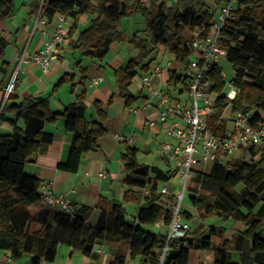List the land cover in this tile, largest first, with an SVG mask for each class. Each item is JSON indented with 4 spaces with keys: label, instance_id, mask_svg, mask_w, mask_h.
I'll return each instance as SVG.
<instances>
[{
    "label": "trees",
    "instance_id": "trees-1",
    "mask_svg": "<svg viewBox=\"0 0 264 264\" xmlns=\"http://www.w3.org/2000/svg\"><path fill=\"white\" fill-rule=\"evenodd\" d=\"M213 1L212 5L205 0H42L40 16L52 19L61 14L72 19V26L67 30L70 46L80 50L82 56L101 60L112 43L125 40L119 27L122 19L140 12L146 21L147 37L130 40L138 51V58L115 72L119 92L130 106L138 98L130 91L132 80L139 71L149 67V62L143 63V60L162 46L179 62H185L191 56L192 48L184 32L202 27L205 35L212 31L215 11L223 0ZM15 3L16 0H0V20L12 17ZM84 14L91 20L89 26L81 29L79 20ZM220 44L227 49L226 59L235 70L232 81L240 87L232 110L264 109V0H242L222 31ZM7 45L8 41L0 38V73L3 74L10 69L5 58ZM76 67L81 74L79 81H75L73 72L65 73L53 88L57 91L62 85L70 84L72 93L77 85L82 88L63 111L53 110L49 97L31 95L20 100L16 79L13 91L0 108V126L8 124L11 127L9 133L0 134V249L8 250L11 260L29 255L30 264H41L53 262L61 244L92 258L96 255V246L127 245L133 264H147L149 258L156 256L154 249L161 246L166 237L164 232L155 231L152 226L159 222L168 225L172 219L170 208L162 204L165 194L159 187L169 183L177 170L139 163L136 148L127 146L123 153V182L128 186L150 188V194L139 206L136 216L130 217L125 205L115 201L110 211H102L90 232L87 220L92 208L89 206H81L74 213L49 208L34 213L30 210L31 205L40 202L41 182L25 172V164L33 155L45 152L53 142V133L46 131V124L62 119L66 129L73 134L68 160L58 165L72 173L78 171L86 152L98 149V138L105 133L102 123L88 114L86 69L80 60ZM221 72L219 64H215L211 78L215 83L214 91L219 95L215 102L216 113L211 118L213 127L227 106L226 96L222 94L226 85ZM174 78L175 81L180 79L173 73L171 79ZM95 108L103 116L100 102H95ZM225 127L226 122H222L219 132ZM262 163L264 147L257 161L235 158L223 162L216 159L208 174L198 172L201 176L196 178L198 183L207 181L213 189L205 195L192 196L194 205L205 215L231 217L242 223L236 242L240 246L250 240V248L242 260L232 259L234 246L232 240L225 237L227 227L199 223L183 239L187 246H181L171 254V264H187L192 249L213 250L214 264H264ZM184 215L187 219L192 217L186 211ZM137 258H140L138 263ZM110 264H127V258L117 256Z\"/></svg>",
    "mask_w": 264,
    "mask_h": 264
},
{
    "label": "crops",
    "instance_id": "crops-1",
    "mask_svg": "<svg viewBox=\"0 0 264 264\" xmlns=\"http://www.w3.org/2000/svg\"><path fill=\"white\" fill-rule=\"evenodd\" d=\"M42 0H16L15 9L11 18L0 20V38L8 41L5 51V58L10 63V69L6 73H0V108L4 104V90L9 84L12 76L16 72L17 95L20 100L31 96L41 95L49 97L51 107L55 111L63 109L73 102L75 95L82 88L77 85L75 92H71V85L64 84L57 91H54V85L58 79L65 73H74L75 81H79L81 74L76 67L77 61H81V66L86 69L87 75V105L88 114L91 118L102 123L105 133L98 138V149L89 150L83 157L77 172H67L59 168V163L66 162L69 157L70 147L73 140V134L66 129L65 121L62 119L56 122L47 123L46 131L53 133V142L47 150L33 155L25 164V172L40 180V182L52 181L53 188L57 193H65L66 197L76 205L89 206L92 213L87 220L90 232L95 228L103 210L110 211L115 201H119L130 210L129 216H136L137 210L144 203L150 194L149 187H133L123 182L124 164L123 153L127 146L136 148L137 159L141 164L155 166L159 169L167 170L173 168L171 160L164 153L162 142L166 136L161 127H151L146 123L148 118H155L159 110L154 106H147L146 100L149 94L142 87V77L151 76V82L155 88H162L168 94L175 98L183 96L182 80L175 81L171 79V74L180 77L184 67V62H179L171 53L172 59L167 61L172 63V68H165L162 73H154L153 68L156 64L149 62L148 70L139 71V74L133 78L131 93L138 98L130 105H127V99L120 94L119 85L115 72L125 67L130 60L138 58V51L130 42L132 38L140 39L147 37L144 32L129 34L124 32L125 40L114 42L110 45L107 55L101 59H91L82 56L80 50H74L69 44V32L66 41L62 47L59 60L51 65L47 70L41 69L38 65L29 60L30 56L37 52L44 44L55 27V18L48 19L40 16V6ZM46 18L47 22H41ZM91 17L87 14L81 16L80 28H86L90 24ZM72 19L69 18V28L72 26ZM78 32L74 36L76 38ZM161 52L164 54L167 50L161 46ZM145 62V63H148ZM159 64V63H158ZM160 64H163L160 62ZM163 65H166L163 64ZM136 81V82H135ZM102 104L103 116H100L95 108V102ZM23 125V121L20 123ZM11 127L8 124L0 126V134L9 133ZM123 136L121 140L118 136ZM175 141V138H171ZM264 139L253 150L241 148L233 158H241L246 161L260 160ZM247 153L248 158L243 154ZM215 159L199 161L195 164L193 171L208 174L216 159L223 162L233 160L227 155L216 153ZM176 164V162L174 161ZM264 168V163H262ZM177 170V166L174 168ZM102 170H107V177H99ZM178 177H173L169 185V193L162 199V204L169 208L170 204L176 201V188L180 182H176ZM196 181V179H195ZM163 184H160L159 191ZM192 191H197L192 188ZM40 192V189H39ZM174 198H170V196ZM199 195L197 194L196 197ZM196 207V206H195ZM54 208L48 207L42 202L31 205L30 210L34 213L40 209ZM187 211L191 214L192 228L199 223L205 226L216 225L225 226L228 231L226 238L232 240L233 250L232 259L241 261L243 255L250 248V240H245L240 246L236 242V234L242 228V223L234 221L231 217L223 219L219 216L214 218L211 215H205L202 212ZM202 213V214H201ZM193 221L195 222L193 224ZM155 231L166 232L167 225L159 222L152 226ZM164 229V230H162ZM105 253H99L100 246L95 247V257H88L78 249L66 245H59L58 254L53 262L43 261L41 264H110L117 256H124L129 260L128 246L120 245H102ZM192 251V250H191ZM190 251V254H191ZM198 264H203L205 257H208L212 264L215 262V253L213 250H197ZM30 256L26 255L20 259L11 260L8 250L0 249V264H30ZM191 263V255H189ZM197 264V263H196Z\"/></svg>",
    "mask_w": 264,
    "mask_h": 264
},
{
    "label": "built area",
    "instance_id": "built-area-1",
    "mask_svg": "<svg viewBox=\"0 0 264 264\" xmlns=\"http://www.w3.org/2000/svg\"><path fill=\"white\" fill-rule=\"evenodd\" d=\"M242 0H223L217 7L212 20V31L205 35L204 27L189 30V40L192 48L191 56L184 62L180 75L182 80L183 96L175 98L162 88H155L151 82V76L142 77V87L149 94L146 100L147 106H154L159 110L155 118H148L146 123L151 127H161L166 136L162 142V148L167 157L176 162L178 178L183 182L185 189L191 177L195 164L199 161L215 159L216 153L229 156L241 148H249L259 144L264 139V109L254 107L247 110L231 112L229 117L224 111L218 115L216 125L213 127L211 118L216 113L215 100H212L215 83L211 78L213 66L218 65L221 58H226L227 49L221 46L222 31L228 20L233 17V12L238 8ZM55 27L43 46L33 53L29 60L41 69L47 70L59 60L62 47L67 38L69 18L57 14ZM42 23L47 19L42 18ZM165 68H172V63L166 65L156 64L154 73H162ZM222 76L225 73L221 72ZM16 78V76H15ZM225 82V81H224ZM229 89L225 94L227 105L232 104L240 92V87L234 82H225ZM14 82L7 85L5 93L7 97L13 91ZM222 122L226 127L219 132ZM119 139H125L118 136ZM171 138H175L172 141ZM198 157L195 158V155ZM107 170H102L99 177L106 178ZM40 202L48 207L65 213H74L77 209L65 193H57L52 181L40 183ZM184 189L178 195V202L170 204L172 212L171 222L167 225L165 241L161 251L154 258H149L147 264H171V254L181 246H187L183 239L192 229V223L184 215L181 201ZM160 192L169 193L167 185L161 187ZM105 253L103 246L97 250Z\"/></svg>",
    "mask_w": 264,
    "mask_h": 264
},
{
    "label": "rangeland",
    "instance_id": "rangeland-1",
    "mask_svg": "<svg viewBox=\"0 0 264 264\" xmlns=\"http://www.w3.org/2000/svg\"><path fill=\"white\" fill-rule=\"evenodd\" d=\"M207 3L209 4H214L213 0H205ZM146 21L143 17V15L140 12H135L133 14H130L126 17H124L120 23V29L124 32H127L129 34L132 33H137V32H141L143 35L144 32L146 33L145 29H146ZM184 35L189 37V30H185ZM161 49H156L153 52H151L148 57H146L143 60V63L148 62L151 60L152 64H158L160 62H162L163 64L167 63V61L172 59V55L171 52L169 50H167L164 54L160 51ZM219 68L221 69V71H223L225 73L224 76V81L226 83H229L230 81H232L234 79L235 76V70L232 66V64L226 59V58H221V61L219 63ZM136 82V81H135ZM132 88L133 90L136 89L135 86L132 84ZM228 88H224V90L222 91V94H226L228 92ZM218 93L214 91V93L212 94L211 99L215 100L218 97ZM225 116L229 117L231 112H232V104L227 105L224 109H223ZM239 152H235L233 154L229 155V158L232 159L235 155H237ZM244 157L248 158V154L244 153L243 154ZM198 157V154L195 155V158ZM234 159V158H233ZM247 160V159H245ZM173 168L176 167V164L172 163ZM198 177L197 172L193 171L191 174L190 179L187 182V186L184 189L183 186V182L180 181V179L177 177L176 178V182H180L179 186H177L176 188V201L178 202V195L181 194L183 192L184 189V195H183V199L181 201V208L184 211H193V212H197L196 207L193 203L192 200V196H196L197 194L199 196L201 195H205L207 193H209L210 190L213 189V187H209V183L207 181H204L203 183H198L197 181H195V179ZM173 185H169V188H172ZM192 188L196 189L197 191H192ZM130 212V210H128ZM199 212H202L200 209H198ZM202 214V213H201ZM214 218H218L216 215H211ZM195 222L193 221V224ZM158 231H161V229L157 228ZM164 230V229H162ZM126 246V245H125ZM197 250L200 249H192L191 251V263L190 261H188L187 264H198V253ZM155 254L158 255L161 251V247L158 246L154 249ZM136 263H138L140 261V258H137ZM128 264H133L131 262V260H128ZM203 264H212V261L208 258L205 257V260L203 261Z\"/></svg>",
    "mask_w": 264,
    "mask_h": 264
},
{
    "label": "water",
    "instance_id": "water-1",
    "mask_svg": "<svg viewBox=\"0 0 264 264\" xmlns=\"http://www.w3.org/2000/svg\"><path fill=\"white\" fill-rule=\"evenodd\" d=\"M15 76H16V72L14 73V75L12 76V78H11V80H10V83H11V84H13V82L15 81ZM4 98H5V100L7 99V95H6V94L4 95ZM5 100H4V101H5Z\"/></svg>",
    "mask_w": 264,
    "mask_h": 264
}]
</instances>
